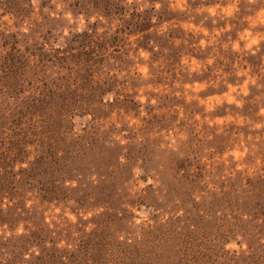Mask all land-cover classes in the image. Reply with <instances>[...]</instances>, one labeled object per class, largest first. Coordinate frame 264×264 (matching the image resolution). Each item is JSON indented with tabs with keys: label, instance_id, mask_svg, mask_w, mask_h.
I'll use <instances>...</instances> for the list:
<instances>
[{
	"label": "rangeland",
	"instance_id": "1",
	"mask_svg": "<svg viewBox=\"0 0 264 264\" xmlns=\"http://www.w3.org/2000/svg\"><path fill=\"white\" fill-rule=\"evenodd\" d=\"M0 264H264V0H0Z\"/></svg>",
	"mask_w": 264,
	"mask_h": 264
}]
</instances>
